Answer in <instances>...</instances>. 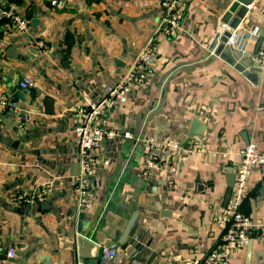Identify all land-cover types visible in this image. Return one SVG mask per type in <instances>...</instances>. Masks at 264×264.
Segmentation results:
<instances>
[{
	"label": "crops",
	"instance_id": "1",
	"mask_svg": "<svg viewBox=\"0 0 264 264\" xmlns=\"http://www.w3.org/2000/svg\"><path fill=\"white\" fill-rule=\"evenodd\" d=\"M63 1L59 8L51 0H0V7L28 21V30L20 33L0 20V96L16 108L0 112V264H83L75 259L72 237L81 218L83 233L99 248L119 246L114 259L103 261L99 249L93 251L95 262L85 264H183L203 258L221 243L226 179L240 163L239 152L249 144L264 152V70L251 59L264 50V0L251 4L237 27L243 49L215 40L220 5L231 0H189L172 35L157 31L162 0ZM36 39L45 49L34 45ZM149 40L155 46L153 70L144 86L102 119L118 136L96 150L89 206L79 207L72 200L80 162L71 107L81 103L83 93L102 97ZM28 48L37 49V56ZM114 57L124 65L116 66ZM23 76L33 82L23 91L31 102L26 105L12 97ZM23 113L30 123L22 132L17 117ZM193 118L203 134H195L201 125L192 127ZM146 137L198 141L202 151L160 153L158 167L146 170L140 144ZM45 185L50 188L45 200L17 199ZM241 210L253 223L250 260L246 263V245L230 244V264H264V167L253 168ZM132 212L141 218L136 221L143 244L151 241L142 254L118 243Z\"/></svg>",
	"mask_w": 264,
	"mask_h": 264
},
{
	"label": "built area",
	"instance_id": "2",
	"mask_svg": "<svg viewBox=\"0 0 264 264\" xmlns=\"http://www.w3.org/2000/svg\"><path fill=\"white\" fill-rule=\"evenodd\" d=\"M189 0H162L164 9L161 15L157 31L172 35L179 29L182 20V6ZM51 6L63 7V0H51ZM0 20H5L16 31L22 33L28 30V21L19 15L14 9L0 7ZM34 45L40 49H45V43L40 40H34ZM243 40L240 39V33L235 29L226 44L227 46L239 45L241 49ZM155 56V46L153 40H149L146 45L138 52L135 59L129 67L123 72L118 80L106 87L105 93L99 99H92L87 93H83L81 103L71 107V112L75 120L73 132L77 139V152L80 162L79 172L74 179L73 197L78 206H89L88 174L95 163V153L101 142L105 139H113L118 133L107 130L102 126V119L107 112L124 100L127 94L134 88L145 85L147 75L153 70V61ZM252 62L255 67L264 70V50H258L252 55ZM18 88L22 91H29L33 85L32 80L23 76L17 82ZM6 108L16 110L14 104H10L5 98L0 96V112ZM17 129L24 131L30 123L29 113H23L17 117ZM123 137L128 138L129 134L124 133ZM146 149V170L157 168L160 159V153L169 152V154H183L190 156L195 152L202 151L200 142L180 143L168 137L154 138L146 137L140 142ZM240 163L234 172V183L232 186L231 197L224 210L225 230L219 246L212 249L203 258L187 259L183 264H230L229 245L245 246L250 239L252 220L249 216L242 213V205L247 197V184L253 168L264 167V152L258 151L254 145L245 146L240 152ZM50 192L49 186H42L34 189L32 192H24L17 196L18 200L24 203H36L45 200ZM119 252V246L109 244L100 247V256L103 261H110L116 257ZM14 251L8 250L7 256L12 258Z\"/></svg>",
	"mask_w": 264,
	"mask_h": 264
},
{
	"label": "water",
	"instance_id": "3",
	"mask_svg": "<svg viewBox=\"0 0 264 264\" xmlns=\"http://www.w3.org/2000/svg\"><path fill=\"white\" fill-rule=\"evenodd\" d=\"M255 1L256 0H231V1H225L224 3H222L220 5V8H219V14L220 15L218 16V20L216 23L217 24V34L215 35V40L218 41V39H219L218 44L220 46H223L224 48L229 49V46H227V44H226L228 38L230 37L231 33L235 29H237V27L239 26L241 21L244 19V17L250 11V9L248 7L251 4H253ZM37 23H38L37 19H35V18L32 19L30 22L31 27L34 28L35 24H37ZM257 51H258V49H257ZM28 52L33 54L34 56H37V54H38V50L35 48H28ZM112 60L116 66L124 65L123 62H121V60L119 58L114 57V58H112ZM12 97L19 100L20 103L23 105L31 103L30 100H28V98L26 97L25 93L20 89L16 90ZM46 103L50 104L51 100L46 99ZM53 111H54L53 109L47 108L46 114L52 115ZM199 124L201 125V127H200V130L195 133L197 135L203 134L204 127L197 118L192 119V121H191L192 127H196ZM226 182H227L226 183L227 189H226V194H225V198H224V204H223L224 206H226L228 204L229 199L231 197L232 186L234 183V173L233 172L231 174H229V176H227ZM42 203H44V202H42ZM44 204H46V203H44ZM138 217L139 216H138V214H136V212L131 213L129 220H128L123 232L121 233V236L118 240V243L121 245V248H123V249L127 245H130L136 251V253L142 254L143 252L148 251L150 244H151V241L143 244L142 236H141V233L139 231V223H137V221H136ZM140 219L141 218L139 217V220ZM253 221H255L254 218H253ZM83 226H84L83 218H81L77 223V227L75 228V232H74V235L72 237L74 240V248H75L74 256H75V259L76 260H82L83 261L82 263L85 264L84 261H88L89 259L94 260V262H95L96 256H95V254H93V251L98 252L100 248L94 241L89 239L83 233ZM251 245H252V240L249 239L246 243V248H245L246 263H249V260H250ZM19 246H20V244H17V247H19ZM13 247H14L13 244H10V248H13ZM155 256H156V253L153 252L150 255V261ZM91 263L92 262H89V264H91Z\"/></svg>",
	"mask_w": 264,
	"mask_h": 264
}]
</instances>
